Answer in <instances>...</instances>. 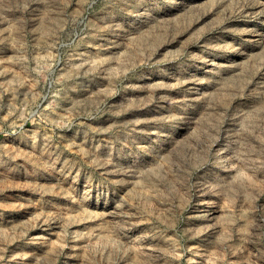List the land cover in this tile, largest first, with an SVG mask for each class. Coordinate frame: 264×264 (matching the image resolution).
<instances>
[{"label": "rangeland", "instance_id": "obj_1", "mask_svg": "<svg viewBox=\"0 0 264 264\" xmlns=\"http://www.w3.org/2000/svg\"><path fill=\"white\" fill-rule=\"evenodd\" d=\"M0 264H264V0H0Z\"/></svg>", "mask_w": 264, "mask_h": 264}]
</instances>
